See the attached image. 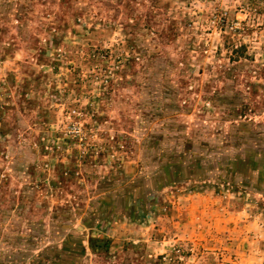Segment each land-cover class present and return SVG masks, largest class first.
I'll use <instances>...</instances> for the list:
<instances>
[{
	"label": "rangeland",
	"instance_id": "1",
	"mask_svg": "<svg viewBox=\"0 0 264 264\" xmlns=\"http://www.w3.org/2000/svg\"><path fill=\"white\" fill-rule=\"evenodd\" d=\"M33 256L264 264V0H0V264Z\"/></svg>",
	"mask_w": 264,
	"mask_h": 264
},
{
	"label": "trees",
	"instance_id": "2",
	"mask_svg": "<svg viewBox=\"0 0 264 264\" xmlns=\"http://www.w3.org/2000/svg\"><path fill=\"white\" fill-rule=\"evenodd\" d=\"M228 49H229L230 52H232L233 56H237L239 54V52L236 49H234L232 46L230 47V45H229ZM171 166H172V168H176L177 167L175 163H173V165H171ZM92 242L96 243V245H94V247H96V248H98L99 244L101 245V247H99L101 249H105V248L109 247L108 246L109 245V240L105 239V238L101 239V240H93ZM22 263H24V262H22ZM29 264H38V258L36 256H33V261L30 262Z\"/></svg>",
	"mask_w": 264,
	"mask_h": 264
},
{
	"label": "crops",
	"instance_id": "3",
	"mask_svg": "<svg viewBox=\"0 0 264 264\" xmlns=\"http://www.w3.org/2000/svg\"><path fill=\"white\" fill-rule=\"evenodd\" d=\"M212 209H214V207L213 208H208V210H212Z\"/></svg>",
	"mask_w": 264,
	"mask_h": 264
}]
</instances>
